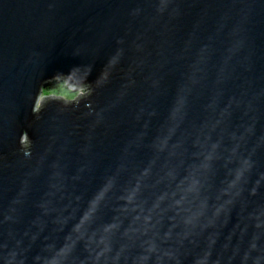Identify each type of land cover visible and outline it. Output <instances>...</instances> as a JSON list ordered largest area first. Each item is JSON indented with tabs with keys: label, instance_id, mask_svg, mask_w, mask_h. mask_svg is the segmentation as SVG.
Wrapping results in <instances>:
<instances>
[{
	"label": "water",
	"instance_id": "1",
	"mask_svg": "<svg viewBox=\"0 0 264 264\" xmlns=\"http://www.w3.org/2000/svg\"><path fill=\"white\" fill-rule=\"evenodd\" d=\"M0 264H264V0H0Z\"/></svg>",
	"mask_w": 264,
	"mask_h": 264
},
{
	"label": "rangeland",
	"instance_id": "2",
	"mask_svg": "<svg viewBox=\"0 0 264 264\" xmlns=\"http://www.w3.org/2000/svg\"><path fill=\"white\" fill-rule=\"evenodd\" d=\"M72 91L67 87L65 82H61L58 85L57 89H53L52 91L43 90L40 94L39 103L43 102L44 99L58 98L63 103H69L78 98V95L86 94L84 90H78L76 92L71 93Z\"/></svg>",
	"mask_w": 264,
	"mask_h": 264
},
{
	"label": "trees",
	"instance_id": "3",
	"mask_svg": "<svg viewBox=\"0 0 264 264\" xmlns=\"http://www.w3.org/2000/svg\"><path fill=\"white\" fill-rule=\"evenodd\" d=\"M58 85L57 83H53L50 87L46 88L45 90H49V91H52L53 89H57L58 88Z\"/></svg>",
	"mask_w": 264,
	"mask_h": 264
},
{
	"label": "bare ground",
	"instance_id": "4",
	"mask_svg": "<svg viewBox=\"0 0 264 264\" xmlns=\"http://www.w3.org/2000/svg\"><path fill=\"white\" fill-rule=\"evenodd\" d=\"M71 93H73V92H71Z\"/></svg>",
	"mask_w": 264,
	"mask_h": 264
}]
</instances>
